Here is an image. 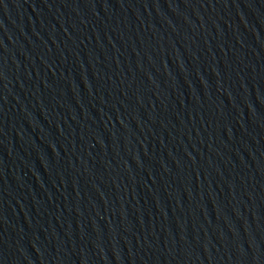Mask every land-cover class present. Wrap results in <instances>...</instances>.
<instances>
[{"label":"water","instance_id":"water-1","mask_svg":"<svg viewBox=\"0 0 264 264\" xmlns=\"http://www.w3.org/2000/svg\"><path fill=\"white\" fill-rule=\"evenodd\" d=\"M0 264H264V0H0Z\"/></svg>","mask_w":264,"mask_h":264}]
</instances>
